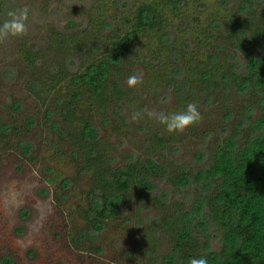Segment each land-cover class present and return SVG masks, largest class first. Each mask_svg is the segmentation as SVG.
I'll return each mask as SVG.
<instances>
[{
	"label": "trees",
	"instance_id": "trees-1",
	"mask_svg": "<svg viewBox=\"0 0 264 264\" xmlns=\"http://www.w3.org/2000/svg\"><path fill=\"white\" fill-rule=\"evenodd\" d=\"M90 2L80 10L79 23L71 21L63 29L52 26L48 30L44 40L47 52L33 44L18 48L29 71L23 87L41 110L38 117L25 116L20 125L15 119L0 120V140L19 137L38 126L62 138V129L74 125L70 135L76 152L71 151L69 157L73 161L79 156L80 173L93 185L85 193L83 206L77 208L84 227L66 234L70 246L91 247L105 222L118 219L120 202L137 191L138 200L154 204L157 213L144 231L136 226L141 241L125 254L126 259L135 255L134 264H187L189 257L198 256H204L207 264H264V0H217L204 21L205 0ZM205 47L215 54L196 61ZM185 50L195 58L188 66L180 61ZM45 56L59 60L53 59L54 64L41 69ZM128 56L146 70L161 71L156 64L172 60L170 70L154 72L153 81H162L176 101H192L191 90L198 86L206 108L219 103L214 141L204 149L212 136L211 131H205L193 155L198 168L178 165L170 172L154 159H136L129 154L125 167L97 170L113 160L101 151L103 143L89 118L74 120L75 105L80 104V113L101 115L100 126L104 127L108 122L105 113L113 109L107 96L111 100L130 97L126 88L118 85ZM79 60L86 62L82 65ZM0 71L4 81H11L15 74L13 67H0ZM112 77L118 82L110 83ZM63 82L68 88L61 95L56 87ZM160 96L167 99L166 93ZM22 106L15 99L8 104L13 115H20ZM117 114L123 118L121 108ZM153 137L170 149L173 160L168 163H180L176 144L168 147L159 134ZM20 140L15 145L24 158L33 161L31 144ZM55 152H60V147ZM40 176L54 187L57 206L73 194L70 180L51 167H43ZM158 234L168 244L162 254H158ZM93 247L94 253L102 252L99 246ZM0 264L13 262L2 256Z\"/></svg>",
	"mask_w": 264,
	"mask_h": 264
},
{
	"label": "rangeland",
	"instance_id": "rangeland-1",
	"mask_svg": "<svg viewBox=\"0 0 264 264\" xmlns=\"http://www.w3.org/2000/svg\"><path fill=\"white\" fill-rule=\"evenodd\" d=\"M90 3V0H0L2 10L0 17L4 19L7 18L8 11L28 10L27 33L20 37L0 40V67H13L15 72L11 81H4L0 74L1 121L14 122L13 119H15L20 125L25 116L38 117L41 110L38 102L29 96L23 87L28 80L29 71L18 56V48L22 44L26 46L33 44L40 51L47 52L44 40L48 30L53 27L63 29L71 21L79 23L80 10L89 7ZM213 5L217 6V0H205L203 21L206 15L212 12L210 6ZM254 15L258 17L259 10H256ZM212 50L206 47L201 48L198 52L199 59L192 58L190 51L185 50L180 61L182 63L186 61V66L194 59L206 61L207 56L215 54ZM53 59L56 62L59 60L56 57L45 56L41 61V69L54 64ZM85 62L86 60L80 61L82 65ZM142 62L145 63L143 60ZM169 63L156 65H160L161 71L165 73L166 69L170 70L173 66L172 60ZM121 70L122 73L118 77L122 81H119L118 85L126 88L130 97L117 100L112 97L111 100L110 96H107L106 99L110 102L109 107L113 109H111L112 112L105 113L108 122L104 127L100 126L101 115L88 111L80 113V104L75 105L74 120L80 116L89 118L97 127V139L103 143L101 151H106L113 160V163L105 165L107 169L105 166H99L97 170L125 167L129 154H134L136 159H154L158 164L168 166L170 172L178 165L191 169L198 168L193 155L205 131H211L212 136L206 140L204 149L207 150L213 143L219 116L217 108L219 103L206 108L201 103L202 95L198 86H194L191 90L193 99L188 103L197 105L201 116L200 121L183 132L168 134L162 126L148 118L147 112L182 110L187 103L176 101L172 91L166 90L162 81H153L154 72H161L157 68L150 67L146 70L133 56H128L123 60ZM132 74H142V83L129 88L126 86V79ZM113 82L118 81L112 77L110 83ZM56 88L63 95L68 86L63 82ZM162 93L167 94V99H161ZM12 99L22 103L23 111L20 115H13L8 108ZM232 101L237 106V98L234 97ZM84 107H87V103ZM118 108L122 109L121 115L124 119L117 114ZM133 113L141 115L133 121L131 118ZM74 131V125H66V129L63 128L61 131V138L51 135L45 126H38L28 133H20L19 137L13 135L8 140H0V257L10 258L13 264H134L135 255L133 258L126 259L125 254L134 250V246L141 241L143 229L155 219L157 207L146 199L139 201L136 191L131 193L127 200L120 202L118 219L105 222L103 231L97 234L93 243H90L91 247L75 249L70 246V238L66 239V234H75L74 229L80 230L84 227L77 208L83 206L85 193L93 185L89 178L80 173L79 168L82 163L79 162V156L76 154L73 161L69 157L70 152L75 151L73 147L75 140L70 135ZM155 134H159L168 147L174 144L179 147L175 156L180 163H168L173 160L170 149L158 144L153 137ZM18 139L31 144L33 161L22 156L15 145ZM56 147H60V152H55ZM43 167H51L53 171L59 172L71 182L73 194L67 196L66 201L60 206L53 202L54 187L46 185L40 176ZM154 184L158 188H163V185ZM135 215L139 219H136ZM137 225L141 232L136 231ZM156 237L160 243H158V254H162L167 250L168 244L160 234ZM94 245L102 249L100 254L93 252ZM137 264H145V262L138 261Z\"/></svg>",
	"mask_w": 264,
	"mask_h": 264
},
{
	"label": "clouds",
	"instance_id": "clouds-1",
	"mask_svg": "<svg viewBox=\"0 0 264 264\" xmlns=\"http://www.w3.org/2000/svg\"><path fill=\"white\" fill-rule=\"evenodd\" d=\"M7 18L0 21V40L23 36L28 31V10L18 9L8 11ZM142 83V74H132L126 79V86L133 88ZM140 113H133L132 120L139 118ZM149 119L153 120L168 134L180 133L197 124L200 112L195 103H187L182 110L163 111L152 110L147 112ZM187 264H207L204 256L189 257Z\"/></svg>",
	"mask_w": 264,
	"mask_h": 264
}]
</instances>
